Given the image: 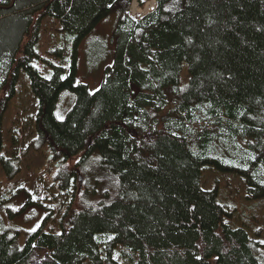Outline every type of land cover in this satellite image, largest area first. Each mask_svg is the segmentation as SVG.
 I'll return each mask as SVG.
<instances>
[{
  "label": "trees",
  "instance_id": "trees-1",
  "mask_svg": "<svg viewBox=\"0 0 264 264\" xmlns=\"http://www.w3.org/2000/svg\"><path fill=\"white\" fill-rule=\"evenodd\" d=\"M133 1L0 0V160L8 178L20 175V155L2 156L1 139L25 71L63 207L61 233L43 225L22 249L0 218V264H264L254 231L230 225L236 209L202 186L209 166L237 172L248 199H264V0H157L132 17ZM117 7L113 64L96 92L76 83L75 60L65 77L33 66L44 17L75 36L76 54ZM66 91L76 102L59 120ZM92 165L110 186L80 204L78 174ZM38 250L48 259L32 262Z\"/></svg>",
  "mask_w": 264,
  "mask_h": 264
},
{
  "label": "rangeland",
  "instance_id": "rangeland-1",
  "mask_svg": "<svg viewBox=\"0 0 264 264\" xmlns=\"http://www.w3.org/2000/svg\"><path fill=\"white\" fill-rule=\"evenodd\" d=\"M140 3H142L141 6ZM150 3H154L150 7ZM157 0L131 3L132 17L145 16L156 7ZM150 8V9H149ZM123 11L117 7L91 33L78 44L77 52L75 36L63 30L59 20L46 16L41 21L40 41L37 55L32 59L33 66L50 79L54 67L65 69L63 77L69 75L74 60L76 61V83L87 85L91 93L96 92L106 79L107 69L113 64L114 42L113 30ZM16 83V94L9 99L3 113L2 156L20 155V175L8 178L6 169L0 160V218L2 226L18 231V247L22 249L28 236L44 225L46 231L61 233L59 222L63 213L62 200L59 195L53 197V177L59 164L51 166L53 160L47 142L37 141L35 119L39 111V99L34 95L30 78L25 71L19 73ZM184 66L182 77H187ZM76 96L63 92L55 114L64 120L76 102ZM34 123V124H33ZM34 125V126H33ZM76 160L71 162V166ZM90 172L81 174L77 180L78 203L88 201L95 203L105 197L111 177L101 172L97 166H90ZM245 178L237 172H225L209 166L203 169L202 186L205 190L217 189L222 202L230 203L236 209L228 219L230 225L254 231L252 239L259 244L257 254L264 257V199H248ZM55 199V200H54ZM83 201V202H82ZM87 201V202H88ZM256 231V232H255ZM45 251H36L31 261L47 260Z\"/></svg>",
  "mask_w": 264,
  "mask_h": 264
},
{
  "label": "bare ground",
  "instance_id": "bare-ground-1",
  "mask_svg": "<svg viewBox=\"0 0 264 264\" xmlns=\"http://www.w3.org/2000/svg\"><path fill=\"white\" fill-rule=\"evenodd\" d=\"M134 1H135V3H137V2L139 3L140 1H142V2L145 1V2H146V0H134ZM134 1H133V2H134ZM140 5H141V4H140ZM153 6H154V3H152V4L150 3V7H153ZM149 9H150V8H149Z\"/></svg>",
  "mask_w": 264,
  "mask_h": 264
}]
</instances>
